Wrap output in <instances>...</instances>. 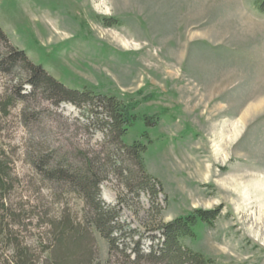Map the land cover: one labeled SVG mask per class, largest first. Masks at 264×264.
Masks as SVG:
<instances>
[{
	"label": "rangeland",
	"instance_id": "374dc122",
	"mask_svg": "<svg viewBox=\"0 0 264 264\" xmlns=\"http://www.w3.org/2000/svg\"><path fill=\"white\" fill-rule=\"evenodd\" d=\"M257 1L0 0V27L13 47L66 86L115 96L137 116L124 142L147 145L145 170L157 196L129 193L125 179L107 172L99 188L108 206L120 205L119 249L92 228V264H129L128 255L158 247L164 223L217 208V218L182 244L210 264H264V12ZM17 80L0 72V95ZM90 107L38 97L0 113V149L13 177L2 195L19 214L10 225L15 237L36 264H46L59 222L84 224L85 202L44 179L33 156L84 161L104 148L116 152ZM26 108H37L39 120L27 124ZM11 254L0 243V255Z\"/></svg>",
	"mask_w": 264,
	"mask_h": 264
},
{
	"label": "trees",
	"instance_id": "16d2710c",
	"mask_svg": "<svg viewBox=\"0 0 264 264\" xmlns=\"http://www.w3.org/2000/svg\"><path fill=\"white\" fill-rule=\"evenodd\" d=\"M256 5L264 12V0H258ZM0 44L6 47L5 52H0V72L12 78V81L18 78L16 83L10 82L5 93L0 95V113H6L17 102H28L38 97L56 105L61 102L77 106L89 104L93 122H97L99 129L106 131L108 142L116 147V152L104 148L102 153H94L92 157L84 156V161H76L69 155L65 159L56 160L43 151H38L39 154L32 158L34 166L44 179L69 187L85 202L84 224L75 226L73 221L66 218L50 230L46 264H92L95 259L92 228L109 241L111 249H119L116 233L121 225L120 205L108 206L102 200L99 188L107 172L113 171L125 179L124 184L129 193L138 194L146 190L157 196L156 183L152 182V177L145 170L143 154L147 145L140 140L130 145L124 142V137L129 128L135 125L137 116L131 114L130 107L115 96L66 86L50 75L41 64L30 61L24 50L13 47L1 27ZM25 85H29L31 91L25 92ZM36 109L26 108L23 111L27 124L39 120L40 115ZM143 136L147 137V134L144 133ZM12 184L13 177L6 152L0 149V243L9 245L12 252L8 258L0 255V264H7L10 260L12 264H36V259L30 254V247L23 245L15 237L14 228L10 226L18 224L19 214L6 206L2 194ZM119 202H124L122 196ZM220 211L221 208L212 211L197 209L164 223L161 228L163 240L158 247L151 248L143 256L137 252L134 259H130L131 256L128 255L129 264H210L203 255L183 245L181 238L194 236L195 228L200 223H212Z\"/></svg>",
	"mask_w": 264,
	"mask_h": 264
}]
</instances>
